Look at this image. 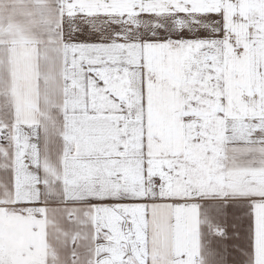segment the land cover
Segmentation results:
<instances>
[{"label": "snow or ice", "instance_id": "obj_1", "mask_svg": "<svg viewBox=\"0 0 264 264\" xmlns=\"http://www.w3.org/2000/svg\"><path fill=\"white\" fill-rule=\"evenodd\" d=\"M0 264H264V0H0Z\"/></svg>", "mask_w": 264, "mask_h": 264}]
</instances>
